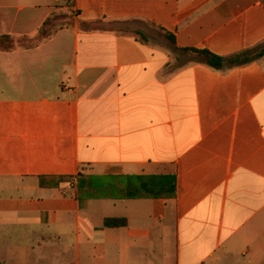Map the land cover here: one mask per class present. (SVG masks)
Segmentation results:
<instances>
[{
  "label": "crops",
  "instance_id": "crops-1",
  "mask_svg": "<svg viewBox=\"0 0 264 264\" xmlns=\"http://www.w3.org/2000/svg\"><path fill=\"white\" fill-rule=\"evenodd\" d=\"M98 20L226 57L264 43V0H0V264H264V55L178 64Z\"/></svg>",
  "mask_w": 264,
  "mask_h": 264
},
{
  "label": "trees",
  "instance_id": "trees-1",
  "mask_svg": "<svg viewBox=\"0 0 264 264\" xmlns=\"http://www.w3.org/2000/svg\"><path fill=\"white\" fill-rule=\"evenodd\" d=\"M70 6H72V3H70ZM69 14L73 15V13H69ZM61 17H63V15L60 16V15L54 14L50 16L44 22V24L42 25L39 31L38 42L49 37L50 35L58 31L59 29L64 28L63 23H58L54 25L55 20ZM102 21L104 20L87 22L83 24L86 26V29H89V30L117 31L113 28H106L104 26H100L99 23ZM110 22H116V21H110ZM49 28H52V29H49ZM126 31H132L138 34L142 41H146V42L151 41L150 36L142 29L135 28V29H130V30L128 29ZM160 31H162V33L171 42L170 47L168 48L177 54L178 60H181V56L179 55L180 53L181 54L192 53L194 55V58L191 60L208 64L209 66L216 68V69H224V68H230L234 66L243 65V64L252 62L264 55V43L254 48L245 49L241 52H238L236 54H233L227 57L218 55L209 49L179 48L176 46L174 37L170 33L164 32L162 29H160ZM14 46H15V40L12 36L10 35L0 36V49L9 50L13 48ZM76 178H77V185L79 188L80 197H91V196H98L102 194L103 188L105 187L103 186L105 177H97V176H91V175L79 173ZM112 178H117V177H112ZM63 180H69V178L64 177ZM173 188H174L173 192H175L176 184H174ZM104 224L108 227L125 226L127 225V219L107 217L104 220Z\"/></svg>",
  "mask_w": 264,
  "mask_h": 264
},
{
  "label": "rangeland",
  "instance_id": "rangeland-1",
  "mask_svg": "<svg viewBox=\"0 0 264 264\" xmlns=\"http://www.w3.org/2000/svg\"><path fill=\"white\" fill-rule=\"evenodd\" d=\"M65 4L66 5H70V3L65 0ZM70 12L63 10V11H59L56 14L60 15L63 17L61 18H57L54 22V25L58 24V23H63L64 28L65 27H69L72 24H74L75 22V18L73 15L69 14ZM100 26H104L106 28H113L117 31H126V30H130V29H135V28H139V29H143L149 36H150V40L149 42L155 43V44H159L165 47H170V41L167 39V37L162 33V31H160L159 29L151 26L150 24L144 23V22H139V21H116V22H110V21H102L99 23ZM82 26L84 28H86V26L82 23ZM53 28V27H52ZM49 28V29H52ZM30 43L31 41H22V44H26V43ZM183 58H181V60H178L177 63L178 64H184L185 62H189L191 59L194 58V55L192 53H186L183 54Z\"/></svg>",
  "mask_w": 264,
  "mask_h": 264
},
{
  "label": "built area",
  "instance_id": "built-area-1",
  "mask_svg": "<svg viewBox=\"0 0 264 264\" xmlns=\"http://www.w3.org/2000/svg\"><path fill=\"white\" fill-rule=\"evenodd\" d=\"M69 3H72L73 0H67Z\"/></svg>",
  "mask_w": 264,
  "mask_h": 264
}]
</instances>
